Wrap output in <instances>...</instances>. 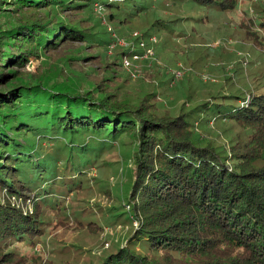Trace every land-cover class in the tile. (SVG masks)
Returning a JSON list of instances; mask_svg holds the SVG:
<instances>
[{"label": "trees", "instance_id": "trees-1", "mask_svg": "<svg viewBox=\"0 0 264 264\" xmlns=\"http://www.w3.org/2000/svg\"><path fill=\"white\" fill-rule=\"evenodd\" d=\"M197 1L221 14L237 5ZM95 4L113 24L149 7L144 0H0V84L8 86L0 91V264H52L54 249L43 262L41 253L21 251L17 244L33 248L44 242L47 215L66 210L70 193L94 179L90 173L100 160L113 159L112 152L106 158L104 153L126 141L133 146L128 202L138 225L125 245L115 244L95 264H264V91L211 96L170 115L166 108L157 113L155 92L131 103L101 85L98 96L59 89L46 70L34 85L20 80L14 67L49 56L62 44L114 43L105 28L88 23L100 25ZM258 7L256 18L239 19L243 39L255 49L264 44V7ZM152 34H137L112 63L142 54L139 43ZM211 118L225 126L223 144L195 130V122L208 127ZM65 218L53 227L69 228ZM75 225L91 233L102 229L94 221L78 219Z\"/></svg>", "mask_w": 264, "mask_h": 264}, {"label": "rangeland", "instance_id": "rangeland-1", "mask_svg": "<svg viewBox=\"0 0 264 264\" xmlns=\"http://www.w3.org/2000/svg\"><path fill=\"white\" fill-rule=\"evenodd\" d=\"M256 1L237 0L234 9L221 14L214 6L197 0L181 3L156 0L151 6V0H144L148 9L123 24L108 23L105 9L99 13L94 7L100 25L88 23L94 29L105 28L112 38L114 35L116 40L112 46L89 48L84 43H66L49 56L41 54L42 58H29L24 66L13 69L19 72L25 84L34 85L35 76L46 70L50 72L51 83L59 89L76 93L91 90L98 96L95 88L101 85L105 93H116L120 100L131 103L155 92L158 114H163L166 108L170 115H175L198 106L211 96L262 92L264 44L261 49H255L256 45L252 43L253 47L247 42L250 40L243 39L244 32L239 26L240 18L246 21L247 17L254 19L260 15L258 6L264 7V1L260 0L255 7ZM155 16L162 19L158 25ZM146 31L154 33L143 40L151 54L144 57L142 53V58L129 61L128 65L124 56L116 64L112 63L116 51L134 45L136 35ZM139 46L136 45L138 50L142 48ZM81 54L96 56L79 60ZM69 56L74 57L70 62L66 59ZM176 74H180L179 77ZM105 78L111 80L101 81ZM6 87L8 89L7 84H0V91L7 90ZM207 124L208 127H202L195 122L196 132L215 138L216 144H223L227 136L225 126L213 118ZM132 150L133 146L126 141V144L117 142L106 151L104 157L112 152L113 159L100 160V166L90 173L94 179L70 193L65 202L66 210L59 216L56 213L47 215L51 224L47 226L49 234L45 241L36 243L33 248L18 243L19 250L41 253L44 262L51 256L49 251L54 249L49 259L52 264H95L115 244L125 245L131 230L138 225L128 202L133 174ZM63 215L70 223L69 228L53 227ZM78 219L83 223L94 221L102 229L91 233L84 225H75Z\"/></svg>", "mask_w": 264, "mask_h": 264}, {"label": "built area", "instance_id": "built-area-1", "mask_svg": "<svg viewBox=\"0 0 264 264\" xmlns=\"http://www.w3.org/2000/svg\"><path fill=\"white\" fill-rule=\"evenodd\" d=\"M94 7H95V9H96L99 13H101V12H102V9H104V7H103L102 5H100V4H95ZM139 44L142 46V48H143V50H144V51H143V55H144V57H147L148 54H151V53H152L149 49H147V48L144 47L143 42H140ZM111 46H112V45H111ZM131 50L133 51V47L131 48ZM143 55L141 56V54L133 53V52H132L130 55L124 57V58H125L124 61H125V63L128 65V64H129V61H130V62H134V61H136V60L142 58ZM179 75H180V74H176L177 77H179Z\"/></svg>", "mask_w": 264, "mask_h": 264}]
</instances>
